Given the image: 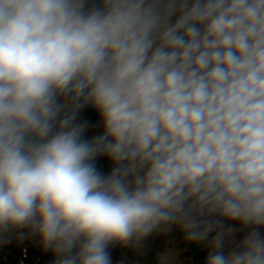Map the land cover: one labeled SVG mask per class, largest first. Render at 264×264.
<instances>
[{
	"label": "clouds",
	"instance_id": "1",
	"mask_svg": "<svg viewBox=\"0 0 264 264\" xmlns=\"http://www.w3.org/2000/svg\"><path fill=\"white\" fill-rule=\"evenodd\" d=\"M21 229L53 264L174 229L204 264H264V0H0V233Z\"/></svg>",
	"mask_w": 264,
	"mask_h": 264
},
{
	"label": "trees",
	"instance_id": "2",
	"mask_svg": "<svg viewBox=\"0 0 264 264\" xmlns=\"http://www.w3.org/2000/svg\"><path fill=\"white\" fill-rule=\"evenodd\" d=\"M78 115H79L80 120L89 121L90 126L85 132L86 138L91 139L92 137H94L96 135L102 134L103 128H102V122L100 121V118H99V114L94 109H92V107L90 105L85 107L84 109H82ZM95 162H96L98 169L104 175L109 174L111 169L114 167L113 163L105 157H97ZM21 231L23 232L24 235H27L29 233L28 229H21ZM174 236L181 238L179 232L175 229L173 230V232L169 233L166 237L172 238ZM156 237H158V236L157 235L150 236L145 241H143L142 243L150 242ZM138 248L139 247H137V248H132V247L122 248L119 245H114V246H111L109 248V251L111 252L112 257H114L119 251H122L127 257L128 264H133L137 261L133 258V252L135 249H138ZM189 248H190L189 256L192 260V263L193 264H204V259L207 255L208 249L206 247H204L203 245H201V246L189 245ZM44 257L46 260L45 264H53V261L56 258L51 253L50 250L44 252ZM140 263H142V262L139 261V264Z\"/></svg>",
	"mask_w": 264,
	"mask_h": 264
},
{
	"label": "built area",
	"instance_id": "3",
	"mask_svg": "<svg viewBox=\"0 0 264 264\" xmlns=\"http://www.w3.org/2000/svg\"><path fill=\"white\" fill-rule=\"evenodd\" d=\"M39 237L21 230L0 233V264H45Z\"/></svg>",
	"mask_w": 264,
	"mask_h": 264
},
{
	"label": "rangeland",
	"instance_id": "4",
	"mask_svg": "<svg viewBox=\"0 0 264 264\" xmlns=\"http://www.w3.org/2000/svg\"><path fill=\"white\" fill-rule=\"evenodd\" d=\"M240 235L242 237L243 233ZM164 250L175 251L178 254L175 264H193L189 256V245L176 236L172 238L158 236L150 242L141 243L139 248L133 252V258L137 260L133 264H139V261L142 262L140 264H156V254ZM112 262L113 264H128L127 257L122 251L112 257Z\"/></svg>",
	"mask_w": 264,
	"mask_h": 264
}]
</instances>
